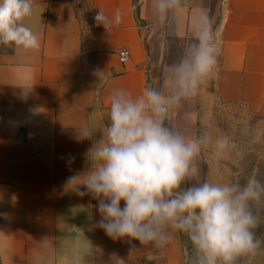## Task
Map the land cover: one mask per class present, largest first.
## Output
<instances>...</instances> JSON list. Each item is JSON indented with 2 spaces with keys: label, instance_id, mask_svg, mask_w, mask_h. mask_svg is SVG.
Segmentation results:
<instances>
[{
  "label": "crops",
  "instance_id": "obj_1",
  "mask_svg": "<svg viewBox=\"0 0 264 264\" xmlns=\"http://www.w3.org/2000/svg\"><path fill=\"white\" fill-rule=\"evenodd\" d=\"M159 2L90 0L84 21L72 0H32L24 24L39 48H0V264H186L182 232L164 247L113 240L96 227L98 201L66 186L89 166L114 89L175 94V66L191 56L204 17L219 34L217 68L166 123L196 138L201 110L220 100L250 108L264 132V0H166L164 12Z\"/></svg>",
  "mask_w": 264,
  "mask_h": 264
},
{
  "label": "clouds",
  "instance_id": "obj_2",
  "mask_svg": "<svg viewBox=\"0 0 264 264\" xmlns=\"http://www.w3.org/2000/svg\"><path fill=\"white\" fill-rule=\"evenodd\" d=\"M158 6L164 12L170 3L160 0ZM32 12V0H0V43L38 49V37L24 24ZM203 19L191 56L175 66V94L165 97L145 87L133 97L114 89L108 122L87 153L89 166L69 176L66 186L77 196L98 201L96 227L113 240L128 238L142 246L164 247L179 231L194 249L192 264H235L238 257L260 249L253 231L258 217L251 203L264 199V184L253 180L241 187L204 181L185 187L198 175L202 142L166 123L172 104L195 94L217 68L219 34L207 17ZM95 20L105 28L110 24L101 9ZM120 22L117 12L115 23ZM79 134L92 140L95 132L83 128ZM218 143L226 147L227 138ZM135 250L133 246L130 254Z\"/></svg>",
  "mask_w": 264,
  "mask_h": 264
},
{
  "label": "rangeland",
  "instance_id": "obj_3",
  "mask_svg": "<svg viewBox=\"0 0 264 264\" xmlns=\"http://www.w3.org/2000/svg\"><path fill=\"white\" fill-rule=\"evenodd\" d=\"M84 21L92 18L90 0H72ZM0 43V48H10ZM196 138L202 142V150L196 159L198 175L185 185L204 181L212 183L238 184L241 187L253 180L264 184V132L259 118L253 111L239 103L215 100L201 110ZM227 138V146L221 148L218 141ZM258 217L253 230L261 241L255 255L240 256L235 264H264V199L251 203ZM186 264H192L194 249L187 236L182 233Z\"/></svg>",
  "mask_w": 264,
  "mask_h": 264
},
{
  "label": "built area",
  "instance_id": "obj_4",
  "mask_svg": "<svg viewBox=\"0 0 264 264\" xmlns=\"http://www.w3.org/2000/svg\"><path fill=\"white\" fill-rule=\"evenodd\" d=\"M126 54V55H125ZM120 56L122 61H126L129 59V51L126 49H123L120 51Z\"/></svg>",
  "mask_w": 264,
  "mask_h": 264
}]
</instances>
